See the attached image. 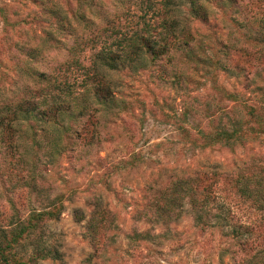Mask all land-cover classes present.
<instances>
[{
  "label": "rangeland",
  "instance_id": "374dc122",
  "mask_svg": "<svg viewBox=\"0 0 264 264\" xmlns=\"http://www.w3.org/2000/svg\"><path fill=\"white\" fill-rule=\"evenodd\" d=\"M151 17L176 18L180 38H195L191 50L146 69L105 65L103 54L117 50L108 21ZM103 80L110 96L101 102L88 91ZM47 82L70 98L83 92L79 104L89 98L94 109L63 125L39 108L3 117L0 247L25 229L12 264H264V218L230 181L214 213L255 224V237L237 238L233 221L198 226L189 205L177 222L155 224L150 207L175 178L244 171L246 184L250 166L264 168V0H0V109L42 98ZM223 129L243 134L206 145ZM23 155L35 177L27 186L14 170ZM48 205L50 220L29 222ZM98 209L112 227L94 239Z\"/></svg>",
  "mask_w": 264,
  "mask_h": 264
},
{
  "label": "trees",
  "instance_id": "16d2710c",
  "mask_svg": "<svg viewBox=\"0 0 264 264\" xmlns=\"http://www.w3.org/2000/svg\"><path fill=\"white\" fill-rule=\"evenodd\" d=\"M195 8V7H194ZM145 12H148L147 9ZM193 12L197 15L199 14L198 9H193ZM205 11L202 12V16H205ZM112 20H115L112 22ZM108 21L107 24L111 26L109 28V33L115 36L117 40V50L111 52L110 49L103 54L105 59V65L109 67L110 64L116 63H127L128 65H133L135 68L146 69L148 64L157 65L163 61V58H167L169 64L170 61L177 55V53L184 50H191L194 44V36L187 32L185 33V41H183L180 36L183 32L178 27V20L176 18H171L169 20L159 21L157 18L155 20L152 17L148 20L145 18H140L138 22H124L123 19H112ZM206 20V18H203ZM158 21V22H157ZM132 57V58H131ZM115 60V62H114ZM112 67V66H111ZM114 67V66H113ZM160 75L165 74L167 69L164 67H159ZM231 66L228 65L226 72H231ZM235 68V67H234ZM240 69V68H238ZM234 69V70H238ZM31 77L35 76V72L30 73ZM104 76L102 75V78ZM183 74L178 79L182 80ZM101 80L102 78L99 77ZM38 79V77H37ZM105 79V77H104ZM163 79V78H161ZM179 81V80H178ZM40 84V83H39ZM48 86L44 87L42 92L45 91V94L42 98L37 97L34 99H21L17 104L16 108L13 104L6 105L3 109H0V123L4 122V118L9 115H16L21 112H26V114L32 115L33 112H37V108L41 110L42 118L46 122H53L54 124L63 125L66 119L70 118L72 114L77 111L80 115H87L92 117L89 112L94 108L92 107L95 103L94 101H89L86 99L82 104H79L82 95L80 98L72 96L73 91L66 92L64 87L57 84H50L47 82ZM40 86V85H39ZM62 88V89H60ZM108 85L103 80L100 85L91 84L90 91L86 89L90 94L94 91L95 99L102 102L103 99L106 100L110 96V90H108ZM63 90V92H62ZM36 93V91H35ZM86 97V96H85ZM72 99V100H71ZM93 108V109H92ZM3 113H7L3 115ZM20 126V121L15 124V127ZM224 131L216 132L211 135H206L207 144H211L220 140L230 141L236 136H241V131L233 130L229 131L228 129H223ZM264 131V129H263ZM241 133L238 135V133ZM189 133V132H188ZM190 136V135H188ZM21 147V146H20ZM21 167L14 169L16 177L19 178L20 182L27 186L34 182L35 177L28 168V163L22 156ZM254 174L248 179V183L244 184V171L242 173L236 174H224V173H207L200 172L196 173L193 176L175 178L170 181L165 187L162 188L159 194L152 199L150 207L151 209L158 206L159 209L152 210L153 223L158 224L161 221L164 225H169L171 223L177 222L181 218L183 213V207L189 205L193 219L196 225L206 227L211 221L218 222L223 220L226 222H232L235 219V216L232 212L217 213L216 210H220L219 206L216 204L217 200L220 198L221 191H223V186H225L226 181H230L234 184V187L237 188L236 194L241 199L244 200V195L249 202L255 206L261 219L264 218V168L254 167ZM14 175V173H12ZM40 194V191L38 192ZM48 200V199H47ZM42 204V201L39 200ZM231 206V205H230ZM51 205L44 207L45 211L41 209L38 213H33V218H30L29 222L34 223H43L51 219V215L54 216V212L50 209ZM233 208V206L231 207ZM18 215L16 216V218ZM113 218L108 215L104 210L98 209L93 213L90 222L88 224V230L94 235V239L97 238V235L103 230L106 233H110L112 227ZM22 222V217H18L16 224ZM235 227H237L238 232L235 233L236 237L242 239L244 236V231L250 237L256 236L258 231L255 228V224H244V221H239L236 223L233 221ZM264 229V224H262ZM261 228V226H260ZM25 229L17 230V234L12 238L5 241L6 244L1 245L0 247V260L1 264H12L13 258L16 256L12 252L13 244L20 240L21 235ZM261 237L263 232L259 230ZM249 240V238H248ZM99 244V243H98ZM103 245L100 244V248ZM24 264V262H20Z\"/></svg>",
  "mask_w": 264,
  "mask_h": 264
}]
</instances>
